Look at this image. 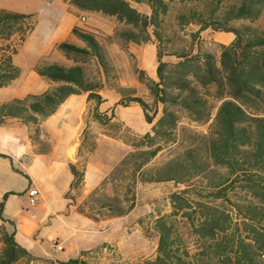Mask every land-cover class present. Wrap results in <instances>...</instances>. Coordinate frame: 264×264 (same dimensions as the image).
I'll use <instances>...</instances> for the list:
<instances>
[{"label": "trees", "instance_id": "obj_1", "mask_svg": "<svg viewBox=\"0 0 264 264\" xmlns=\"http://www.w3.org/2000/svg\"><path fill=\"white\" fill-rule=\"evenodd\" d=\"M63 2L81 12L115 18L122 27L115 29L114 36L123 43L139 45L154 38L156 81L143 71L137 74L151 102L137 97L135 88L120 86L97 36L75 26L71 34L81 45L63 41L55 46L70 65L46 60L33 64L32 72L48 88L0 102V126L9 119L18 121L27 129L33 153L47 154L51 144L43 140L48 137L41 131L42 122L67 97L86 94L91 121L130 150L81 205H75V197L84 184L86 159L69 163L72 180L64 198L73 204L67 202L68 210L72 207L98 230L108 228L132 210L138 184L173 182L171 212L154 220L156 255L145 264H264V29L255 24L264 0ZM131 2L146 5L149 15L138 12ZM169 17L175 25L170 29L196 27L188 33L186 45H177L176 30L172 35L167 32L164 24ZM208 28L233 35L229 44H218V56L198 46L199 33ZM33 30L32 15L0 9V88L19 77L21 70L13 64V56ZM164 57L174 60L163 61ZM103 88L119 97L118 106L137 104L149 131L140 135L126 128L130 136L112 133L116 129L113 111L98 110L104 101L99 95ZM205 125L202 132L195 129ZM80 137L77 155L84 149L87 155L93 153L95 138L87 124ZM40 145L45 148H37ZM163 152L168 154L165 161L152 164ZM109 186L113 194L105 198L103 190ZM1 211L2 203L0 221L11 226ZM177 219L187 222L195 238L193 252L178 232ZM0 242V264L38 259L19 246L13 231L8 233L3 224ZM87 253L61 264H87L82 259Z\"/></svg>", "mask_w": 264, "mask_h": 264}, {"label": "rangeland", "instance_id": "obj_2", "mask_svg": "<svg viewBox=\"0 0 264 264\" xmlns=\"http://www.w3.org/2000/svg\"><path fill=\"white\" fill-rule=\"evenodd\" d=\"M130 4L141 14L149 15V9L146 5L132 2ZM67 6L68 5L65 4L63 0H0V9L32 15L34 30L20 46L17 54L13 56V64L22 70L23 76L28 81V87L30 85L33 87L30 89L33 93L39 91L38 88H35L36 84L31 78V76H33L31 69L33 64L41 60L57 62L54 58L53 51L51 52V41L54 36V27L56 25L61 26L67 24L71 18L67 11ZM75 15L79 17L78 22L86 27L88 29L87 31L94 33L98 41L107 50L116 69L119 85L124 88H132L130 85L134 84L136 87V96L150 103L151 98L145 86L137 80L138 72L143 70L139 68L134 52H137L139 49L147 52V49L151 45L156 47L154 38L151 37L149 42L139 45L123 43L114 36L115 29L122 27L121 24L117 23L115 18L107 17L100 13L90 12H85L83 15L82 13H75ZM238 24L240 23H232L234 26ZM255 24L264 29V8L261 17ZM164 26L171 35L174 32L173 30H176L173 38L177 45H186L189 41L188 33L196 30V27L192 25L185 27L184 30H179L177 28L170 29L172 26H175L172 17L167 18ZM198 38V46L218 56V44H229L233 39V35L231 33L215 31L208 28L201 31ZM78 45L80 46L81 43ZM173 60L172 57L163 58V61ZM58 63L70 65L65 59ZM88 70H92V68L88 67ZM143 72L148 77L146 72ZM152 80L156 81V75ZM103 89H105L108 94L115 95L113 91H109L106 88ZM110 101V98H108L103 108L108 107ZM137 108V112L131 108L129 111L127 109L120 111V114L121 112H129L128 115L131 127L137 132L125 126L116 118L112 123L116 129L112 130V133L117 132L120 135L130 136L129 133L126 132V128H129L132 133L143 134L138 132L144 131L147 126L143 120L141 109L138 106ZM159 115L160 113L158 112L156 118ZM98 127L100 133L106 136L107 129L99 125ZM206 127L207 125L203 127L197 126L195 129L198 132H202ZM148 131L149 129L147 132ZM89 132L91 133L90 130ZM93 136L95 138V135ZM43 140H45L47 144H51L49 138H43ZM37 148L43 149L45 146L40 145ZM129 150V147L123 144V148L105 147L100 151L95 159L96 163H101L104 167H107V165L111 166L109 168L107 167L106 172L101 173L99 171L96 172L94 168L89 169L84 189L81 188L79 194L75 197V205H81L85 201L90 191L98 185L110 171L112 166L119 162ZM167 155L166 152L157 155L152 161V164L165 161ZM75 156L76 159L73 163L78 164L83 161V159L87 161L89 155H87L86 149H84L80 154L77 155L76 153ZM113 161L114 163L110 164ZM54 175H48L47 178L43 179L42 185L45 191H51L52 189L68 185L70 173L67 167H63L62 170L57 169ZM97 180L99 182H97ZM13 184L16 188L25 186L24 179H21L20 176L14 179ZM85 189H89V191ZM175 189L176 187L173 182L138 184L136 187L135 204L132 210L110 227L99 230L95 228L96 231H94L90 223H87L88 226L85 227L82 224L71 223L68 219H64L65 221H61L57 218L49 219L45 225L48 228L47 232L42 229L38 234L22 245V248L38 259L28 262L25 259H20L13 264H61L70 259L80 258L82 252H88L82 257L87 264H145V261L153 260L156 255L158 235L153 226L154 220L159 216H165L171 212L169 196ZM112 194L113 191L110 186L104 188L103 196L105 198L110 197ZM102 199L103 198L100 197V200ZM57 201L59 205L62 204L61 198H58ZM67 202L73 204L71 201ZM33 205L34 204H29L28 202L22 205L18 199L14 201L16 209L22 207L23 211L25 212L27 210L28 213H34L32 209ZM84 208L86 211L89 210L87 205H85ZM70 210H73V208L71 207ZM0 224L4 225L8 233L11 232L12 228L10 225L2 223L1 221ZM175 225L188 249L193 252V246L196 242L187 222L183 219H177ZM47 233H50L51 237L61 245V251L52 248L55 241L50 242L46 237ZM103 244L105 245L102 246ZM1 248L2 245L0 242V252Z\"/></svg>", "mask_w": 264, "mask_h": 264}, {"label": "crops", "instance_id": "obj_3", "mask_svg": "<svg viewBox=\"0 0 264 264\" xmlns=\"http://www.w3.org/2000/svg\"><path fill=\"white\" fill-rule=\"evenodd\" d=\"M67 11L71 16L69 22L65 25H56L54 27V36L51 41V52L53 51L54 58L57 62L64 61V58L55 50L56 44L66 41L78 45L80 42L72 36L71 29L76 26L88 30L78 22L79 17L75 15V13H82L83 15L85 12L78 11L69 5L67 6ZM134 55L139 68L145 71L149 78L153 79L156 69L155 47L151 45L147 49V52L139 49L137 52H134ZM32 75L31 78L36 84L35 88H38L39 91L34 93L30 91L33 87L31 85L28 87V81L23 76L21 70L19 77L9 86L0 88V102L10 101L15 98L19 99L27 94L44 92L48 87L47 83L34 73ZM130 86L136 89L134 84ZM99 95L104 101L98 106V110L100 112L113 111L115 117L120 122L135 131L130 124L129 112H121L120 114V111L124 109L129 111L131 108L137 112L138 105L131 103L127 107H120L116 105L119 97L116 94H108L105 89H101ZM108 98L111 100L110 105L103 108ZM89 106L90 102L87 101L86 94L71 95L58 106L53 115L42 122L41 131L51 141V149L49 153L44 155H36L33 153V145L28 138L27 129L18 121L9 119L5 125L0 126L1 217L11 222V231L14 233V240L21 247L23 243L33 238L42 229L47 232L48 228L45 225L52 218H57L61 221L68 219L71 223L82 224L85 227L88 226L87 223H90L94 231H96L95 227L87 218L67 209V200L64 198V195L68 191L69 184L72 180L71 174L68 177L67 186L64 185V187L61 186L51 191H45L42 185L43 179L47 178L48 175L56 174L57 169L62 170L63 167L68 168V164L75 161L76 151L81 141L80 134L86 124L91 134L95 135L96 148L88 156L85 163L83 189L90 168H94L96 172L99 171L101 173L106 172L107 167L109 168L111 166L107 165V167H104L101 163H96L95 159L100 151L105 147L123 148V143L119 140L108 138L100 133L98 125L88 117L87 110ZM146 126L144 131L138 133L147 132L150 125L146 124ZM114 161L110 164L114 163ZM17 176L24 179V187L16 188L13 184ZM98 180L97 182H99ZM30 189H36L39 194L37 202L32 207L34 213H28L27 210L24 212L22 207L16 209L14 201L18 199L22 205H25L28 202L27 192ZM86 191H89V189ZM5 194L7 196L2 200ZM58 198L62 200L61 205L58 204ZM46 237L50 242L56 241L51 237L50 233H47Z\"/></svg>", "mask_w": 264, "mask_h": 264}, {"label": "built area", "instance_id": "obj_4", "mask_svg": "<svg viewBox=\"0 0 264 264\" xmlns=\"http://www.w3.org/2000/svg\"><path fill=\"white\" fill-rule=\"evenodd\" d=\"M38 191L36 189H30L28 190L27 192V196H28V203L29 204H35L38 200ZM52 248L54 250H57V251H61L62 250V247L59 243H57L56 241L53 243V246Z\"/></svg>", "mask_w": 264, "mask_h": 264}]
</instances>
